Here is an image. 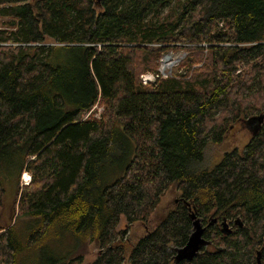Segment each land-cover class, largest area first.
Wrapping results in <instances>:
<instances>
[{"label":"trees","instance_id":"1","mask_svg":"<svg viewBox=\"0 0 264 264\" xmlns=\"http://www.w3.org/2000/svg\"><path fill=\"white\" fill-rule=\"evenodd\" d=\"M178 48L183 77L140 82ZM263 118L264 0H0V264H80L67 238L99 247L92 264H264ZM238 120L256 131L208 165ZM191 214L211 223L178 261Z\"/></svg>","mask_w":264,"mask_h":264},{"label":"rangeland","instance_id":"2","mask_svg":"<svg viewBox=\"0 0 264 264\" xmlns=\"http://www.w3.org/2000/svg\"><path fill=\"white\" fill-rule=\"evenodd\" d=\"M49 44H53V42H49ZM178 50L179 48L177 50H174V52ZM183 76L182 74L179 75V77H183ZM93 107L94 109L91 112V115L95 116L96 118H99L104 110V105L98 101L96 105ZM255 116L259 117L260 115L259 113H256ZM261 122H264V118L261 120ZM256 128L257 126L255 125L254 121H246V120H238L237 122H234L226 126L224 132V138L222 139V141L220 143L211 142L207 145L205 150L206 163L210 165L212 162L217 161L221 157L223 152L229 151L232 148L236 147L239 150H241L243 146L251 138ZM119 154L121 153H117L116 155ZM24 173H27V175L30 174L28 171H25ZM178 194L179 192L175 190L174 187L170 186L161 197L160 203L158 204L152 215L153 219L158 221L169 209L173 208L175 205V199L178 196ZM14 198H15V191L13 188V184L9 183L6 186L5 209H3V218H4L3 222L10 221L11 205ZM12 219L13 217H11V220ZM125 225H126V220L124 219V217H121L119 226L117 228L124 229L126 228ZM145 230L146 228L141 223L136 222L132 224L130 228H128L127 234L129 233L128 235H130L131 240L136 241L138 238H140L142 235L145 234ZM71 244L76 245V249L72 250L70 252V255L80 256L81 257L80 264H92L97 254L99 253V247H97L95 243L89 241L75 242L73 238L63 239L57 244V246L62 252L65 253L71 248H73ZM30 259L35 264L45 263L44 255H42L40 251L32 253Z\"/></svg>","mask_w":264,"mask_h":264},{"label":"built area","instance_id":"3","mask_svg":"<svg viewBox=\"0 0 264 264\" xmlns=\"http://www.w3.org/2000/svg\"><path fill=\"white\" fill-rule=\"evenodd\" d=\"M185 55V52L181 49L176 52L168 51L164 53L160 59L158 66L153 71H148L140 74V80L143 84L155 83L159 79L167 78L172 76L175 66L178 64L179 60ZM94 107H92L84 116L87 117L91 114ZM99 111V109H98ZM28 176H24V182H28Z\"/></svg>","mask_w":264,"mask_h":264},{"label":"water","instance_id":"4","mask_svg":"<svg viewBox=\"0 0 264 264\" xmlns=\"http://www.w3.org/2000/svg\"><path fill=\"white\" fill-rule=\"evenodd\" d=\"M260 119V118H259ZM191 219H192V230L191 233L189 234L185 244L179 248L176 251L175 259L176 260H189L196 255L202 245L205 243V238L203 237L204 231L207 227V225H210L211 221L207 225H202L200 220L195 217L194 214H191ZM213 222L216 220L213 219ZM236 223L241 225V223L236 220ZM224 226L227 227V224L224 223ZM257 264H262L258 254H257Z\"/></svg>","mask_w":264,"mask_h":264},{"label":"flooded vegetation","instance_id":"5","mask_svg":"<svg viewBox=\"0 0 264 264\" xmlns=\"http://www.w3.org/2000/svg\"><path fill=\"white\" fill-rule=\"evenodd\" d=\"M257 129V128H256ZM256 129H255V131H256Z\"/></svg>","mask_w":264,"mask_h":264}]
</instances>
